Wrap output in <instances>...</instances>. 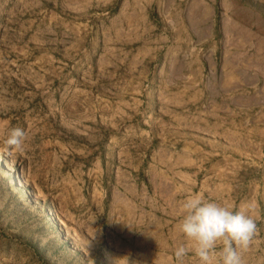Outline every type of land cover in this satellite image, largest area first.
I'll use <instances>...</instances> for the list:
<instances>
[{
    "label": "rangeland",
    "instance_id": "1",
    "mask_svg": "<svg viewBox=\"0 0 264 264\" xmlns=\"http://www.w3.org/2000/svg\"><path fill=\"white\" fill-rule=\"evenodd\" d=\"M121 1L0 0V264H177L192 194L253 216L264 264V0L230 88L163 0Z\"/></svg>",
    "mask_w": 264,
    "mask_h": 264
},
{
    "label": "crops",
    "instance_id": "2",
    "mask_svg": "<svg viewBox=\"0 0 264 264\" xmlns=\"http://www.w3.org/2000/svg\"><path fill=\"white\" fill-rule=\"evenodd\" d=\"M126 1L128 0L121 1L118 13ZM252 2L249 4L248 0H163L161 13L171 21L184 22L183 30L189 28L194 42L208 38L209 50L214 56V69L222 72L230 88L241 84L242 80L245 82L249 53L262 52L257 49L258 15L261 14L258 7L261 3L257 0ZM133 13L142 15L137 10ZM249 14L254 15V18L249 20Z\"/></svg>",
    "mask_w": 264,
    "mask_h": 264
},
{
    "label": "clouds",
    "instance_id": "3",
    "mask_svg": "<svg viewBox=\"0 0 264 264\" xmlns=\"http://www.w3.org/2000/svg\"><path fill=\"white\" fill-rule=\"evenodd\" d=\"M25 138L22 128L11 129L4 142L6 150L23 151ZM182 209L178 228L188 244L175 249L177 264H184L190 253L199 264H245L243 254L258 232L253 216L199 194L186 197Z\"/></svg>",
    "mask_w": 264,
    "mask_h": 264
}]
</instances>
